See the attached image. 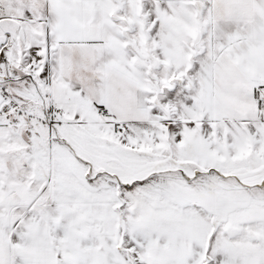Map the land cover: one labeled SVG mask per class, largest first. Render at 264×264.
I'll return each instance as SVG.
<instances>
[{
  "label": "snow or ice",
  "instance_id": "snow-or-ice-1",
  "mask_svg": "<svg viewBox=\"0 0 264 264\" xmlns=\"http://www.w3.org/2000/svg\"><path fill=\"white\" fill-rule=\"evenodd\" d=\"M0 264H264V0H0Z\"/></svg>",
  "mask_w": 264,
  "mask_h": 264
}]
</instances>
